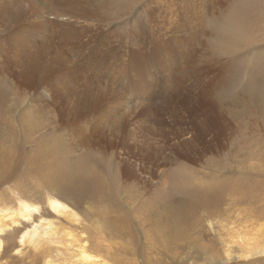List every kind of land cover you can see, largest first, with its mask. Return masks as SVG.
I'll use <instances>...</instances> for the list:
<instances>
[{
	"label": "rangeland",
	"instance_id": "374dc122",
	"mask_svg": "<svg viewBox=\"0 0 264 264\" xmlns=\"http://www.w3.org/2000/svg\"><path fill=\"white\" fill-rule=\"evenodd\" d=\"M34 1L0 10V164L12 171L2 208L16 184L35 200L53 189L82 219L57 223L107 264H264L250 256L264 249V0H95L99 17L68 5L59 18L64 2ZM27 18L52 24L29 35ZM86 180L100 182L80 189Z\"/></svg>",
	"mask_w": 264,
	"mask_h": 264
},
{
	"label": "bare ground",
	"instance_id": "6f19581e",
	"mask_svg": "<svg viewBox=\"0 0 264 264\" xmlns=\"http://www.w3.org/2000/svg\"><path fill=\"white\" fill-rule=\"evenodd\" d=\"M7 0H1L0 1V10L4 9L6 10V6L4 8H2L3 5H5V2ZM32 1V3H34V0H26V2L30 3ZM98 2H101V6H104L105 3H108L106 0H97ZM25 2V1H24ZM64 2V3H63ZM95 0H88V2H80L78 3V1H75V4L71 3L70 4V0L67 2V0H60L57 2V6L54 9V11L57 9V7L63 3V8L61 9V11L59 12V14L57 15V18H59V16L61 14H67V6L68 5H72L74 7V9L77 8H85L87 9V11H89L91 13V15H93L94 17H99V13H100V7H98L95 3ZM11 4V3H10ZM24 4V3H23ZM44 6V9H47V7L49 5V1H45L44 3H42ZM19 6V5H18ZM25 6V5H24ZM9 7V6H8ZM51 7V6H49ZM106 7V6H105ZM21 8V7H20ZM102 8V7H101ZM25 9H23L22 12H24ZM94 11V12H92ZM18 12H20L18 10ZM26 13V11H25ZM82 13V12H81ZM17 14V13H16ZM80 14V13H79ZM12 15V14H11ZM13 16V15H12ZM24 15H22L23 17ZM52 13L50 14V17H52ZM21 17V16H20ZM21 17V18H22ZM26 17V15H25ZM25 17L23 18L25 21ZM5 18V17H4ZM90 18V17H89ZM19 19V18H16ZM28 19V18H27ZM6 20V19H3ZM3 20L1 22H3ZM22 19H20L21 21ZM18 21V20H17ZM23 21V22H24ZM74 21V20H73ZM7 22V21H6ZM14 22V21H13ZM90 22V21H89ZM4 23V22H3ZM12 23V21L10 22ZM27 23V27L24 29L27 33H29V35H36L38 34V31L36 32L35 29H31L29 26H38L40 29H42L43 27L46 26H50L52 23L47 20L44 19L42 21H37L35 22H31L29 19L27 20V22H24V24ZM6 24V23H5ZM23 24V23H22ZM21 24V26H22ZM1 25V24H0ZM3 25V24H2ZM15 25V24H14ZM76 25V24H75ZM241 25L244 27L245 24L241 23ZM7 26V24H6ZM5 26V27H6ZM10 26V25H9ZM20 26V25H19ZM20 26V27H21ZM93 26V25H91ZM90 26V27H91ZM96 26V25H94ZM93 26V27H94ZM1 27V26H0ZM235 28V26H234ZM245 28V27H244ZM74 29V28H73ZM51 30V29H50ZM41 31V30H40ZM221 31H225V33L227 35H232L234 33V29H227L222 28ZM36 32V33H35ZM53 33V32H51ZM54 34V33H53ZM220 34V33H219ZM223 34V33H222ZM75 35V34H74ZM126 35V34H125ZM236 35V34H235ZM57 36V35H56ZM93 36V34H92ZM221 36V35H219ZM74 37V36H73ZM72 36L69 37V39L71 38V40H73ZM77 37V36H76ZM126 36H124L125 38ZM224 37V36H223ZM58 38V36H57ZM93 38V37H91ZM225 38V37H224ZM229 39V37H226V39ZM54 39V38H53ZM60 39V38H58ZM57 39V40H58ZM66 39V38H65ZM75 39V37H74ZM232 39V37H231ZM61 40V39H60ZM70 41V40H69ZM226 41V40H225ZM232 41V40H231ZM239 41V40H238ZM50 42V41H49ZM56 42V41H55ZM59 42V41H58ZM57 42V43H58ZM74 42V40H73ZM218 42V41H217ZM216 42V43H217ZM229 42V41H228ZM33 43V42H32ZM52 43V41H51ZM55 43V44H57ZM220 43V42H219ZM218 43V44H219ZM4 44V43H3ZM7 44V43H6ZM50 44V43H49ZM55 44H53L55 46ZM227 44V43H226ZM48 45V44H47ZM58 45V46H57ZM56 46L59 47V44H57ZM215 45V44H214ZM217 45V44H216ZM220 45V44H219ZM222 45H224L222 43ZM30 46V45H29ZM1 47V45H0ZM56 47V49L58 50V48ZM92 49H94V46H91ZM224 47V46H223ZM226 47V46H225ZM237 43L235 42V44L229 48L223 49V54H231L232 50H235L237 48ZM33 48V47H32ZM51 48V46H50ZM61 47H59L60 49ZM64 48V47H63ZM97 48V47H96ZM95 48V49H96ZM217 48V46H216ZM220 48V47H219ZM36 49V48H35ZM48 49V48H47ZM89 49V48H88ZM87 49V50H88ZM32 50V49H31ZM38 50V49H37ZM46 50V48L44 49ZM48 50H55L54 47H52V49H48ZM56 50V51H57ZM50 51V52H51ZM55 51V52H56ZM61 51L63 52V50L61 49ZM59 51V52H61ZM65 51V50H64ZM98 51V49L96 50ZM37 52V51H34ZM66 52V51H65ZM94 52V50H93ZM92 52V53H93ZM12 53V52H11ZM48 53V52H47ZM54 52H51V54ZM13 54V53H12ZM59 54V53H58ZM64 54V53H62ZM50 55V54H48ZM55 56H58L57 53L54 54ZM65 55V54H64ZM94 55V54H93ZM19 56V55H18ZM16 56V57H18ZM52 56V55H50ZM54 56V57H55ZM1 58V57H0ZM93 58L95 59V57L93 56ZM20 60V59H19ZM89 60V59H88ZM96 60V59H95ZM94 61V60H93ZM106 61V60H105ZM18 62V61H17ZM4 63V62H3ZM34 65V64H33ZM91 66V65H90ZM98 66V65H97ZM100 66V65H99ZM101 66H103L101 64ZM94 67V66H93ZM105 67V66H104ZM108 67V66H106ZM20 68V67H19ZM109 68V67H108ZM111 68V66H110ZM117 68V67H116ZM120 69V68H119ZM118 69V70H119ZM97 70V69H96ZM99 70V68H98ZM103 70V68H102ZM107 70V69H105ZM110 71L109 74H107L109 77H113L112 80H115L113 76V74H111L112 69H108ZM107 70V71H108ZM114 71V70H113ZM81 72V71H80ZM88 72V70H87ZM108 73V72H106ZM95 74V73H94ZM80 77V76H79ZM89 77V76H88ZM82 78V77H81ZM95 78V77H94ZM96 79V78H95ZM151 79V78H150ZM97 80V79H96ZM100 80V79H99ZM94 81V80H93ZM92 81V82H93ZM98 81V80H97ZM109 83L111 82L110 85H115V82H112L110 80ZM89 84V83H88ZM109 85H107L108 88ZM118 86L119 84H116V88L113 87L114 89H116V91L118 90ZM106 87V85H105ZM102 85H99L98 83V87L97 89L100 90L103 94H108L107 89ZM73 88V87H72ZM94 90L96 88V84L94 85ZM109 88H111V86H109ZM110 90V94H112L113 99H115L116 101H118L121 105L125 106V104L128 106L130 103L126 101V96L123 95L122 93L117 94L115 92L114 89ZM86 89V87H85ZM89 90V92H92V100H91V95L88 93L87 91ZM88 90L85 91V93L87 94L86 97L89 99L87 101H89L91 103H95L98 98H99V93H97L98 91H95L97 93L98 96H94L96 95L93 94L92 89H90L88 87ZM16 91V90H15ZM116 93V95H114V92ZM127 91V90H126ZM118 92V91H117ZM136 94V93H135ZM134 94V95H135ZM78 97H81L83 99L82 94L77 93L76 94ZM104 95V96H105ZM138 96V95H137ZM61 98V97H60ZM71 98V97H70ZM142 98V97H141ZM252 98V97H251ZM254 98V97H253ZM257 98V97H256ZM254 98L253 100L256 101ZM139 99V98H138ZM59 99H56V102ZM71 101V100H70ZM85 102V101H84ZM138 102V101H137ZM40 103V102H39ZM38 103V104H39ZM135 103V102H134ZM141 103V102H140ZM262 104V103H261ZM31 105V104H30ZM37 106V105H36ZM56 106V105H55ZM135 111L137 110V108L140 106H142L141 104H138L136 106V104L132 105ZM38 107V106H37ZM40 107V106H39ZM139 107V108H140ZM142 108V107H141ZM145 108V105H144ZM129 112V111H128ZM134 112V111H133ZM169 115V113H168ZM125 116V115H124ZM1 118V117H0ZM17 123V122H16ZM15 123V124H16ZM14 124V123H13ZM14 128V127H13ZM179 128V127H178ZM1 129V128H0ZM17 129V128H16ZM11 130V128H10ZM4 131V130H3ZM15 131V130H14ZM167 131V130H166ZM16 133V131H15ZM5 134V133H4ZM6 135V134H5ZM12 135V134H11ZM1 138V137H0ZM7 139V138H6ZM14 139V138H13ZM3 141V140H2ZM15 141V140H14ZM1 142V141H0ZM5 143V139L3 141ZM13 142V140H12ZM2 144V143H1ZM11 144V143H10ZM15 144V143H14ZM12 145V144H11ZM8 145H6L7 147ZM10 146V145H9ZM136 149V148H135ZM127 150V149H126ZM139 150V149H138ZM116 152V151H115ZM114 152V153H115ZM148 153V152H147ZM210 154V153H209ZM29 155V154H28ZM127 155V154H126ZM130 156H132L130 154ZM193 156V155H192ZM140 157V156H139ZM153 157V156H152ZM144 158V157H143ZM19 160V159H18ZM17 160V161H18ZM12 161V160H11ZM157 161V160H156ZM137 162V161H136ZM12 164V163H11ZM54 164V161L51 160H45L41 166L39 167V172H37L36 174L40 175V176H45L46 175V166H48L49 168L52 167V165ZM60 164V163H59ZM150 164V163H148ZM62 165V164H60ZM138 165V164H137ZM10 166V165H9ZM75 166V164H74ZM90 165L83 166L82 169V174L85 175L86 177H93V167H91V169L89 168ZM12 167V166H11ZM20 169V167H19ZM35 169H36V165L32 164V161H30L27 164V175L32 179V181L34 180V176L35 174ZM142 169L138 170L141 171ZM144 170V169H143ZM16 173H18V170H16ZM96 171V170H95ZM154 171V170H153ZM8 173H12V171L6 167L5 165H1L0 164V182H4L7 183L9 180L6 177V174L8 175ZM16 175V174H15ZM26 175V176H27ZM9 178V177H8ZM14 179V178H13ZM12 181V180H11ZM88 181V180H86ZM123 181V180H122ZM100 182V181H99ZM98 181L94 182V180L92 182L88 181L86 183L83 182V185L80 183L79 184V188L80 189H87V187H89V189L92 188V185L95 184L97 185V183H99ZM17 183V182H16ZM22 183V182H21ZM49 184V183H48ZM182 184V183H181ZM21 184H16V190H19L18 192H14L13 194L16 196L17 198V202L15 204V206H10L9 208L3 209L1 204V200H0V264H7L9 262V258L10 255L13 252H16V255L20 256H25V250L28 248L34 249V251L36 252V256L37 259L33 262V264H107L106 261H101L99 259V257L95 256L94 253H92L89 250V246H88V241H84L82 240L81 236L76 234L74 231L70 230L67 227L62 226V224L57 223L56 220H60L61 218L66 219L69 223L72 224H79L80 223V219L79 216L77 215L76 212H74L72 210V207L69 206L68 203H66V201L58 196L57 194L54 193L53 189H51L50 191H47L45 189H41L40 191L42 192V195L40 196L39 200H35L32 197H30L28 195V191L26 189H19ZM32 186V185H31ZM50 186V185H49ZM98 190H103L104 187L103 185H98ZM32 191V190H31ZM45 192V193H44ZM82 192V191H81ZM84 192V191H83ZM96 192V191H95ZM97 193V192H96ZM1 196V195H0ZM74 200V199H73ZM71 202V201H70ZM79 202V200H78ZM77 202V203H78ZM43 204H47V208L43 207ZM73 204V203H72ZM55 216V217H51V216ZM82 220V219H81ZM62 221V220H61ZM60 222V221H59ZM80 225V224H79ZM75 233V234H74ZM20 236V246L15 243V240ZM51 244H54V246H51ZM55 249V250H54ZM56 252V253H55ZM256 254L258 255H263L264 257V249L259 251L258 253H250V256H255ZM13 257V256H12ZM33 257V259H34ZM11 260V259H10ZM24 260V259H23ZM21 260L18 261V263H20ZM26 261V260H24ZM12 262V261H11ZM14 263V262H13ZM32 264V263H29Z\"/></svg>",
	"mask_w": 264,
	"mask_h": 264
}]
</instances>
